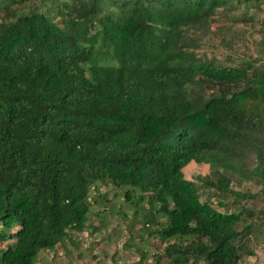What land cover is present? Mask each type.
I'll return each instance as SVG.
<instances>
[{
	"label": "trees",
	"instance_id": "trees-1",
	"mask_svg": "<svg viewBox=\"0 0 264 264\" xmlns=\"http://www.w3.org/2000/svg\"><path fill=\"white\" fill-rule=\"evenodd\" d=\"M261 3L0 0V264H36L82 232L97 182L147 196L142 229L168 264L251 255L264 207L240 201L264 206V23L256 59L195 50L216 17ZM189 163L210 166L200 185L217 208L183 178Z\"/></svg>",
	"mask_w": 264,
	"mask_h": 264
},
{
	"label": "rangeland",
	"instance_id": "rangeland-1",
	"mask_svg": "<svg viewBox=\"0 0 264 264\" xmlns=\"http://www.w3.org/2000/svg\"><path fill=\"white\" fill-rule=\"evenodd\" d=\"M241 11L238 9L226 16L216 17L207 34L198 35L196 55L208 57L215 63L222 62L228 54H235L233 57L237 59L246 56L256 59L260 51L258 42L264 23V3L260 4L259 11L250 10L244 19L241 18ZM60 20V16L53 19L61 25ZM209 169L210 166L204 164L189 163L181 171L185 180L195 183L199 200L209 198L212 206L217 208L216 203L220 199L209 195L200 185V178ZM231 189L247 191L250 195L258 193V188L249 182L237 184L234 181ZM127 190L128 187L116 188L108 182L94 183L88 193L89 212L83 231L77 234L70 232L63 246L41 254L36 258V264H143L147 258L152 259V264H168L163 254L165 243L160 242L154 233L148 234L142 229L141 216L143 209L148 208L147 196H140L137 190H131L129 196L133 205L131 201H124ZM225 201L228 204L230 198ZM240 205L251 211L264 207L259 198L241 200ZM148 228L151 231L156 226ZM253 236L258 238L247 245L252 254L243 256L239 264H264V233Z\"/></svg>",
	"mask_w": 264,
	"mask_h": 264
},
{
	"label": "built area",
	"instance_id": "built-area-1",
	"mask_svg": "<svg viewBox=\"0 0 264 264\" xmlns=\"http://www.w3.org/2000/svg\"><path fill=\"white\" fill-rule=\"evenodd\" d=\"M143 264H152V259L147 258Z\"/></svg>",
	"mask_w": 264,
	"mask_h": 264
},
{
	"label": "crops",
	"instance_id": "crops-1",
	"mask_svg": "<svg viewBox=\"0 0 264 264\" xmlns=\"http://www.w3.org/2000/svg\"><path fill=\"white\" fill-rule=\"evenodd\" d=\"M40 252H41V251H40ZM40 252L38 253L37 258H39V256H41V254H44V255H45L46 253L51 252V251H42V253H40Z\"/></svg>",
	"mask_w": 264,
	"mask_h": 264
}]
</instances>
